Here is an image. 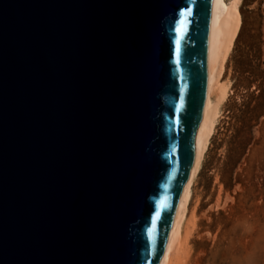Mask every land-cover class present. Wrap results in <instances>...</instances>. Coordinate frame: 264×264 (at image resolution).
I'll use <instances>...</instances> for the list:
<instances>
[{
    "label": "water",
    "instance_id": "water-1",
    "mask_svg": "<svg viewBox=\"0 0 264 264\" xmlns=\"http://www.w3.org/2000/svg\"><path fill=\"white\" fill-rule=\"evenodd\" d=\"M212 0H0V264H159L194 161Z\"/></svg>",
    "mask_w": 264,
    "mask_h": 264
},
{
    "label": "rangeland",
    "instance_id": "rangeland-1",
    "mask_svg": "<svg viewBox=\"0 0 264 264\" xmlns=\"http://www.w3.org/2000/svg\"><path fill=\"white\" fill-rule=\"evenodd\" d=\"M238 15L217 91L225 97L189 188L190 264H264L263 0H242Z\"/></svg>",
    "mask_w": 264,
    "mask_h": 264
},
{
    "label": "bare ground",
    "instance_id": "bare-ground-1",
    "mask_svg": "<svg viewBox=\"0 0 264 264\" xmlns=\"http://www.w3.org/2000/svg\"><path fill=\"white\" fill-rule=\"evenodd\" d=\"M242 0H212L207 52V83L202 117L196 132L194 161L176 206L172 227L159 264H190L189 242L197 229L190 212L189 188L198 175L214 135L224 91L217 93L225 61L240 27L238 8Z\"/></svg>",
    "mask_w": 264,
    "mask_h": 264
},
{
    "label": "built area",
    "instance_id": "built-area-1",
    "mask_svg": "<svg viewBox=\"0 0 264 264\" xmlns=\"http://www.w3.org/2000/svg\"><path fill=\"white\" fill-rule=\"evenodd\" d=\"M263 6H264V0H263Z\"/></svg>",
    "mask_w": 264,
    "mask_h": 264
}]
</instances>
